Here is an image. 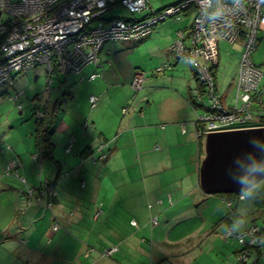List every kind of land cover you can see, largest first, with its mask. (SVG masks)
I'll list each match as a JSON object with an SVG mask.
<instances>
[{
  "label": "crops",
  "instance_id": "obj_1",
  "mask_svg": "<svg viewBox=\"0 0 264 264\" xmlns=\"http://www.w3.org/2000/svg\"><path fill=\"white\" fill-rule=\"evenodd\" d=\"M117 6L119 5H114L110 10ZM114 17L119 16L105 18L109 20ZM122 18L127 17L122 16ZM160 27L153 32L155 30L163 32L164 27ZM177 30L178 28L167 36L168 44H172ZM105 45L100 52L97 65H89L80 73L65 74L63 78L66 86L75 84L73 87L76 93L81 92V96L89 104L90 96L98 93L97 105L91 108L87 104L86 112L83 113H81L83 106L79 105L73 110L74 116L69 118L66 117L67 115L63 117L65 111L62 109L61 99L57 100L53 107L45 106L48 118L57 114L58 122L54 134L56 161L41 155L36 146L35 128L34 130L29 127L18 129L17 126L7 128L0 122V144L8 150L0 152V264H158L165 259V247L178 241L171 238L174 230L165 229V222L168 221L166 214L169 211L167 199L164 198L163 205L157 204L156 201L160 196L158 194L156 197L158 188L155 184L146 186L143 183L142 186L139 182L137 185L135 181H128L127 177L133 169L136 174L137 170L139 171L141 181L148 179L146 168L152 171L156 162L148 156L154 149L155 151L159 149H156V146L161 148L159 143H162L167 148L169 156L170 152L175 151L174 148L185 149V152L186 147L192 148V160L197 167L194 175L197 176L199 185L202 146L197 134L199 127L197 120L199 113H204L205 109L203 107L196 109L193 105L200 103L196 96L198 82L194 69L186 61L177 59L169 49L174 56L173 62L169 61L173 64V68L185 62L190 66L196 83L194 81V84L187 82L180 85L178 83L180 72L175 69L171 77L175 84L171 88L161 89L162 87L156 86L155 80L149 78L150 75L161 74L156 68L162 63L156 58L153 62L155 66L150 72L134 68L126 80L127 87L113 86L101 81L91 86L93 80L104 77L105 69L111 66V60L101 57ZM233 45L239 54L238 69L235 79L228 83L223 93L219 89L218 82L220 61L216 69L217 90L223 95L227 105H233L236 99L242 50L241 43ZM254 55L253 59L263 73L260 83V102L257 107L264 114V31L260 33L259 46ZM139 71L146 74L147 78L142 89L146 86L148 90L135 102L127 100V96L125 98L127 101L124 103L129 105V111L124 114L125 106L119 108L118 105H113L111 93L117 89V91L122 90L125 95L128 94L130 83ZM94 72H99L101 76L90 80L89 76ZM57 75L60 78L61 74ZM166 79L170 78L162 80ZM233 91L235 96L233 94L231 97L230 93ZM66 93L68 94V91L65 90L64 95ZM138 93L139 91L135 92V97ZM169 94L173 99L165 100ZM71 97L72 100H76L79 96L76 94L75 97L72 94ZM94 109L97 110L93 111ZM85 113L90 116V121H83ZM254 123L263 125L260 124L259 118ZM182 124L186 127L184 135L181 131ZM8 145L11 149H7ZM102 145L103 147L100 148ZM36 153H39L38 159H34ZM103 155L105 157L101 159ZM139 155L147 158L139 162ZM92 156L96 157V160ZM13 157H18L22 162L21 172L27 180L25 186L23 185L25 188L15 177H7L3 174L6 161ZM174 157L178 160L180 154ZM163 168L160 171H158L159 167L153 168L152 175L161 179L160 174L169 170L165 169L166 165H163ZM173 171L172 169L171 172L174 174ZM167 178L169 179V176ZM47 180L54 183L57 196L51 199L43 195L40 204L35 198L41 194ZM83 180L85 186L82 184ZM167 183L164 181L163 185ZM169 195L173 197V194ZM145 196L148 199H142ZM218 198L222 199L221 207L226 206V209L225 213L220 206L214 209L218 219H215L211 228L216 231L225 229L223 233L225 241H230L226 233L235 221H244L243 226L235 232L253 224L264 227V208L257 210L258 212L262 210L259 215L250 217L246 214L249 208V204L244 203L247 202L246 200L233 201V206L230 207L225 199ZM49 200L53 201L52 208L47 207ZM216 200L209 199L212 203ZM150 203L155 204L153 208L149 207ZM97 213L100 215L97 216ZM156 215L159 224L154 226L152 218ZM162 215L166 217L163 220H161ZM225 216L228 221H222ZM133 221L138 225H134ZM56 222L61 225L58 230L53 228ZM203 227L200 225L197 229L200 231ZM193 231L187 232L189 234H185V237L192 235ZM185 239L188 238L183 240ZM113 245H119L120 250L111 257L102 256V252ZM261 247L264 250V246ZM241 249L236 248L235 251L239 253ZM156 250L158 253H155Z\"/></svg>",
  "mask_w": 264,
  "mask_h": 264
},
{
  "label": "built area",
  "instance_id": "obj_2",
  "mask_svg": "<svg viewBox=\"0 0 264 264\" xmlns=\"http://www.w3.org/2000/svg\"><path fill=\"white\" fill-rule=\"evenodd\" d=\"M114 5H121L142 17L107 20L105 14ZM0 11V86L14 85L13 74L27 73L44 65L48 89L56 71L59 74L80 73L89 65H97L107 42L146 37L158 24L168 19L183 24L191 16L190 23L181 24L178 28L169 49L177 59L194 67L205 84V95L196 90V96L200 103L206 99L204 105L210 110L198 116V136L203 137L208 131L257 126L254 119L262 114L256 107L260 102L263 73L253 55L259 46L260 33L264 31V0H179L162 9H154L150 0H0ZM3 15H7L6 19ZM93 21H97V25L90 27ZM221 40L242 45L237 95L233 105H227L217 90L216 69ZM172 68L173 64L165 61L156 71L164 73ZM100 75L99 72L91 73L89 79ZM146 78L144 72H137L131 82L132 89L140 91ZM22 94L23 91L17 93L14 99H19ZM98 99L97 95L90 96L92 107L97 105ZM123 111L128 112L129 107H124ZM43 114L42 110H38V117ZM183 131L186 132L185 125ZM7 149L11 147L8 145ZM3 151L5 148L0 144V152ZM38 156L39 153H36L34 159ZM92 158L96 160V157ZM21 168V160L13 157L4 166L3 174L13 175L26 184ZM82 184L86 185L84 180ZM247 192L240 193L238 200L246 199ZM30 193L33 195L31 189ZM43 195L51 199L57 196L53 182L47 180L41 194L35 198L40 204ZM166 199L169 205L173 203L171 195ZM164 201L158 198L156 203L163 205ZM232 204L233 201L228 202L229 206ZM53 205L52 200L47 202L48 208ZM154 205L150 203L149 207ZM133 224L138 225L136 221ZM158 224L156 215L152 218V225ZM60 227V223L56 222L53 228L58 230ZM226 236L237 238L242 245L238 260L248 264L250 256L256 251L252 249L253 245H260L262 241L264 227L253 224L240 232L229 227ZM119 250V245H113L105 249L102 256L111 257ZM261 259L264 261V250Z\"/></svg>",
  "mask_w": 264,
  "mask_h": 264
},
{
  "label": "rangeland",
  "instance_id": "obj_3",
  "mask_svg": "<svg viewBox=\"0 0 264 264\" xmlns=\"http://www.w3.org/2000/svg\"><path fill=\"white\" fill-rule=\"evenodd\" d=\"M178 1L179 0H150L154 9H162L165 6L177 3ZM110 16H123L127 18L142 17L140 14H133L127 8L121 5L113 8L105 15L106 18ZM6 17L7 15H3V19H6ZM191 20L192 17L189 16V18H187L182 24L181 21L168 19L156 27H164L163 32L161 30L159 32L155 30L151 35L146 37L108 42L105 45L101 57L111 60V66H107L104 77L99 78L96 81L93 80V83H90L91 86L98 83V81H101L109 83L113 86L118 85L119 87H127L128 81L126 80L130 77L131 71L134 68H138L139 70H143L145 72H150V70H152V68L155 66L153 62H155L156 58L159 59L158 61L161 63L165 61L173 62L172 59L174 56L169 51L170 44H168L167 36L171 35L175 29L181 26V24H188L191 22ZM96 25L97 21H93L90 24V27H94ZM220 53L221 60L219 56L220 66L218 82L219 89L223 93L225 92L228 83L232 82L236 77L239 54L238 51H236L235 46L229 42H220ZM253 56V58H255V55ZM189 67L190 66L185 62H181L177 68L174 67L173 70L165 74L161 73L155 74L153 76L150 75L149 78L155 80L154 84L158 87H162L161 89L171 88L175 84L173 78L171 77L176 69V71L180 72L178 74V83L180 85L186 84L187 82L194 84L195 80ZM64 75L65 74H61L60 78H58V75L54 74L51 79L52 82L50 83L49 90L48 76L44 65H39L37 68L27 73L13 74L15 79L14 85L4 84L0 86V122H2L7 128H14L17 126L18 129H25L29 127L31 130H34L36 126L35 121L37 118L36 107L45 110L46 105H51V107H53L59 99L62 100V109L65 111L63 117L66 115L67 118L74 116L73 110L79 107V105L83 106L81 113L86 112L87 104L88 107L89 105L91 107V103H87L83 96H81V92L76 93L75 87H73L75 84H68L67 86L65 85V81L63 80ZM167 77L170 79H166L165 81L162 80ZM79 84L83 83L79 82ZM129 89V93L126 95L122 92V90L117 91V89H114L110 96L113 105H118L119 108L121 106L129 107V105H126L124 102L127 100L135 102L136 100L140 99L148 90V88L145 86L144 89L139 91L137 97H135V92L132 89L131 83ZM65 90L68 91V94L66 93L64 95ZM20 91H23V94L20 95L19 99H14L16 93H19ZM91 92L92 91H90L89 94H91ZM234 93L235 91L230 93V96L232 97ZM72 94L75 95V97L76 94H78V99L72 100ZM96 94L98 96V93ZM166 94L168 95L167 92ZM126 97L127 100H125ZM160 98L161 97H158L159 100H162ZM167 99H173L171 94L165 98V100ZM201 103L206 104L207 100L204 99L201 101ZM99 107L100 104L98 108ZM97 109H94L93 111ZM127 113L128 112H124V114ZM120 115L122 114L120 113ZM89 119L90 116L85 113L83 121ZM254 120L257 121L258 118L256 117ZM57 122L58 120H55L54 127L57 125ZM181 131L183 135L186 133L183 131V124L181 125ZM159 144L161 145L162 149L159 146H156V149H159L157 151L154 149V151H152V153H150L148 156V158L152 159V161L155 162L156 160L154 166L152 167V171H149L150 168H146L148 171V179L141 181L139 171L137 170L136 174L133 169L130 170V173L127 177L128 181H135L137 182V185L139 182L142 186L143 183L146 186L155 184L156 188H158L156 197L159 194L160 198L166 199L170 193L173 194V203L168 206L169 211L166 214L168 221L165 222V229L166 231L174 230L171 238L178 241H176V243L173 245H168L165 247V259L163 262L158 264H246L243 261L238 260V253L235 251V249H241L242 245H240L237 238L230 237V241L227 242L223 237L225 229H218V231H216L213 227L211 228L215 219H218L217 213H215L214 209L218 208L219 206L221 207L222 204L220 200L222 199L218 198L220 196L217 194L204 193L198 185L197 176H195L197 167L194 165V161L192 160V148L186 147V152L185 149L174 148L175 151L170 152L169 156L167 148L164 147L165 145L162 143ZM177 154H180V158L178 160L174 159V156ZM138 157L139 162L141 159L144 160L147 158L141 157V155ZM201 158L202 152L200 153V161ZM9 160L10 159H8L6 163ZM163 165H166L165 169L169 170L160 174L161 179L152 175L153 168L159 167L158 171H160L164 169ZM172 169L174 170L173 172L175 175L171 172ZM124 175H126V173ZM168 176L169 179L167 178ZM7 177L14 176L9 175ZM164 181H167L168 183L163 185ZM21 183L22 187L25 188V184L23 182ZM263 186L264 180L252 187L250 191H255L259 188H262ZM156 197H153V199H156ZM142 199L148 198L145 196L142 197ZM209 199L217 200L215 203H212L209 201ZM244 203L249 204L246 214L250 217L257 214L259 215L261 213L262 210L259 212L257 211L261 208H258L249 202ZM221 208L223 209V213H225L226 206H222ZM165 218V215L161 216V220ZM261 223L262 221H260V224ZM203 224H206L207 227H203ZM200 225L203 228L199 231L197 228ZM209 229L213 230L210 231ZM192 230H194L192 235H186L187 237H185V234H189L187 232ZM208 231L212 232V234H210V232L208 234ZM261 235H263V233H261ZM184 238L188 239L183 240ZM263 244L264 236L260 242L261 246ZM260 245H253L254 247H252V249L256 250ZM155 253H158V251L156 250ZM248 264H264V261L261 259L259 262H257V255L256 253H253L249 258Z\"/></svg>",
  "mask_w": 264,
  "mask_h": 264
},
{
  "label": "water",
  "instance_id": "obj_4",
  "mask_svg": "<svg viewBox=\"0 0 264 264\" xmlns=\"http://www.w3.org/2000/svg\"><path fill=\"white\" fill-rule=\"evenodd\" d=\"M2 12L0 11V17ZM264 180V125L208 131L202 137L204 193H242Z\"/></svg>",
  "mask_w": 264,
  "mask_h": 264
},
{
  "label": "trees",
  "instance_id": "obj_5",
  "mask_svg": "<svg viewBox=\"0 0 264 264\" xmlns=\"http://www.w3.org/2000/svg\"><path fill=\"white\" fill-rule=\"evenodd\" d=\"M1 56H2V53L0 51V57ZM192 68L194 69V67H192ZM193 71H194L196 81L198 82V88L196 90L200 91L201 95L204 96L205 95V84L201 81V79H200L199 75L197 74V72L195 71V69ZM54 74H58V71H56ZM193 105H194V107H196V109L203 107L205 109L204 113H207L210 110L206 105H204L202 103H199V105L198 104H193ZM256 108H257V110L259 109L258 107H256ZM36 109H37V112H38V110H42L41 108H37V107H36ZM42 111L44 112L43 116L42 117L37 116L36 121H35L36 126H35V130H34V134H35V138H36V146L40 150L41 155H44V157H46L49 160L56 161L55 157H54V153L56 150V144L54 142V134H55L54 125H55V120H56L57 114H54L48 118L46 109L42 110ZM35 113H36V110H35ZM258 118H259L260 124L264 125V114H261ZM198 125L200 126V124H198ZM199 138H200V143L202 146V137H199ZM217 195L222 197L223 199H225L227 202H229V201H245L246 200L247 202L253 204L254 206H256L258 208H264V186L262 188L255 190V191L247 192V198L244 200H238L240 193H219ZM232 206H233V204H232ZM232 206H230V207H232ZM226 217L227 216L222 218V221L223 220L228 221V218L226 219ZM219 222H221V221H219ZM260 246H258L259 248H257L255 251V253L257 255V259H258L257 262H259L261 260V253H262L261 248L262 247H260ZM262 246H264V244Z\"/></svg>",
  "mask_w": 264,
  "mask_h": 264
},
{
  "label": "clouds",
  "instance_id": "obj_6",
  "mask_svg": "<svg viewBox=\"0 0 264 264\" xmlns=\"http://www.w3.org/2000/svg\"><path fill=\"white\" fill-rule=\"evenodd\" d=\"M243 224H244V221L243 220H239V221H235L234 223H233V230L235 231V230H238L240 227H242L243 226Z\"/></svg>",
  "mask_w": 264,
  "mask_h": 264
}]
</instances>
